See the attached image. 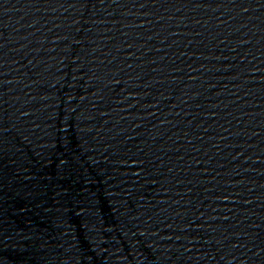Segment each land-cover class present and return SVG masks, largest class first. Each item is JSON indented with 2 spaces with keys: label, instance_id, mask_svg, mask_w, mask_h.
<instances>
[{
  "label": "water",
  "instance_id": "water-1",
  "mask_svg": "<svg viewBox=\"0 0 264 264\" xmlns=\"http://www.w3.org/2000/svg\"><path fill=\"white\" fill-rule=\"evenodd\" d=\"M0 264H163L48 0H0Z\"/></svg>",
  "mask_w": 264,
  "mask_h": 264
}]
</instances>
